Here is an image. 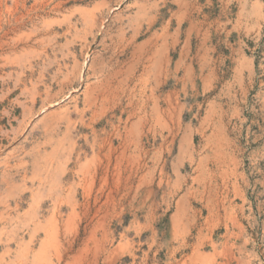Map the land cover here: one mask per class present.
Returning a JSON list of instances; mask_svg holds the SVG:
<instances>
[{"label": "rangeland", "instance_id": "rangeland-1", "mask_svg": "<svg viewBox=\"0 0 264 264\" xmlns=\"http://www.w3.org/2000/svg\"><path fill=\"white\" fill-rule=\"evenodd\" d=\"M0 264H264V0H0Z\"/></svg>", "mask_w": 264, "mask_h": 264}]
</instances>
